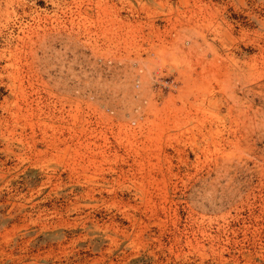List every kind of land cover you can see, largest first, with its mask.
<instances>
[{"label":"rangeland","instance_id":"1","mask_svg":"<svg viewBox=\"0 0 264 264\" xmlns=\"http://www.w3.org/2000/svg\"><path fill=\"white\" fill-rule=\"evenodd\" d=\"M0 264H264V0H0Z\"/></svg>","mask_w":264,"mask_h":264}]
</instances>
